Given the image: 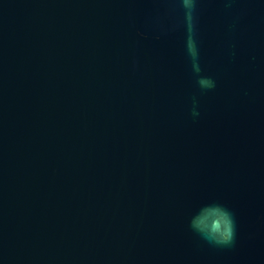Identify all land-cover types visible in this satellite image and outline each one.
<instances>
[{"label":"water","instance_id":"95a60500","mask_svg":"<svg viewBox=\"0 0 264 264\" xmlns=\"http://www.w3.org/2000/svg\"><path fill=\"white\" fill-rule=\"evenodd\" d=\"M0 264H264V0H0Z\"/></svg>","mask_w":264,"mask_h":264},{"label":"clouds","instance_id":"9594fccd","mask_svg":"<svg viewBox=\"0 0 264 264\" xmlns=\"http://www.w3.org/2000/svg\"><path fill=\"white\" fill-rule=\"evenodd\" d=\"M180 6L184 10L185 19L194 26V19H195V11H196V4L197 0H179ZM189 53L193 57L194 61L197 57V52L194 47V44H189ZM194 71L199 74L200 69L198 65L194 63ZM197 83L207 89H211L215 87V82L211 78L207 77H199ZM197 115L198 113H193ZM224 216V224L221 230L218 233L213 234L211 236L205 235L204 238L209 240L212 243L221 246H231L234 243L235 239V222L232 214L227 210H223ZM193 229L199 228L198 221L194 220L192 222Z\"/></svg>","mask_w":264,"mask_h":264}]
</instances>
